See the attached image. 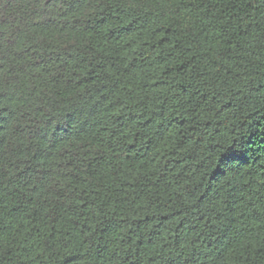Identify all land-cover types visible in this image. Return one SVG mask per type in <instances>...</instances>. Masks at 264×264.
<instances>
[{"label":"trees","instance_id":"trees-1","mask_svg":"<svg viewBox=\"0 0 264 264\" xmlns=\"http://www.w3.org/2000/svg\"><path fill=\"white\" fill-rule=\"evenodd\" d=\"M0 264H264V0H0Z\"/></svg>","mask_w":264,"mask_h":264}]
</instances>
